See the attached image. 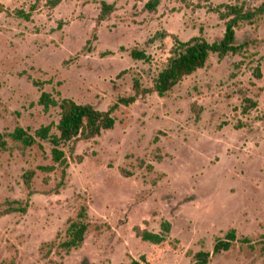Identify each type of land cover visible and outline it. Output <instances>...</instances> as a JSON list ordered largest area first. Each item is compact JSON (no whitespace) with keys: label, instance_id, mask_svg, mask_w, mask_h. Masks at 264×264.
<instances>
[{"label":"rangeland","instance_id":"rangeland-1","mask_svg":"<svg viewBox=\"0 0 264 264\" xmlns=\"http://www.w3.org/2000/svg\"><path fill=\"white\" fill-rule=\"evenodd\" d=\"M47 1L0 0V134L9 145L0 150V205L33 193L26 215L0 217V264H146L143 256L150 264H192L194 254L212 253L232 229L254 248L237 242L209 264H264V17L237 30L243 55L212 56L165 98L122 106L114 130L79 142L73 155L67 150L60 192L62 169L39 170L54 165L51 147L23 149L9 137L18 127L34 134L59 122L58 109L45 113L39 105L42 89L33 81L55 97L106 112L133 95L135 78L151 86L170 57L171 37L147 44L157 33L214 43L225 23L208 8L244 3L254 9L264 0H162L153 14L145 11L148 0H63L55 10ZM102 2L117 10L98 26ZM133 48L147 51L151 65L132 60ZM258 66L261 80L254 77ZM247 98L259 107L243 116ZM30 170L36 171L31 190L23 180ZM84 206L92 224L84 245L44 260L42 245L63 235ZM163 221L172 224L163 244L136 237L135 227L159 233Z\"/></svg>","mask_w":264,"mask_h":264},{"label":"trees","instance_id":"trees-1","mask_svg":"<svg viewBox=\"0 0 264 264\" xmlns=\"http://www.w3.org/2000/svg\"><path fill=\"white\" fill-rule=\"evenodd\" d=\"M63 0H48L47 6L51 10H55L61 5ZM144 2L145 0H138ZM162 3V0H148L145 4V11L149 13H157ZM116 4L102 2L100 14L98 16L97 25L109 20L116 12ZM208 11L219 16L220 20L225 23V34L220 41L210 43L204 37H195L189 41H182L179 37L169 35L166 32L157 33L155 37L150 39L147 44L154 45L159 42H164L167 38L173 39V47L170 52V57L161 68L151 78V86H146L143 80L139 77L133 81V95L130 97H121L108 111H100L92 105L78 104L72 99L61 98L60 93L55 97L51 93L43 91V83L33 81L34 86L41 88L42 93L38 101L43 107L45 113H49L52 109L59 110V122L52 123L47 126H42L34 134L30 133L21 127L15 129L9 135L12 141L20 145L23 149H32L38 146L45 152L44 144L51 147V159L53 166L41 167L40 171L51 174L56 172L58 168L62 169V179L57 186V192L65 186L69 169L68 152L74 154L79 142H89L100 138L103 133L115 129L117 121L114 113L122 106L130 107L136 104L139 100L145 99L150 95H157L160 98H165L174 89L179 86L186 78L194 75L200 70L207 67L212 56H217L219 60H223L228 56L243 55L245 46L237 45V30L242 25H253L264 17V4L258 8L249 9L245 4H222L208 8ZM21 18L29 21L32 18L31 14H26L23 11L17 13ZM98 36L95 33L93 39L88 41L85 48L86 52L93 50L92 42L97 41ZM132 60L151 65L152 58L145 50L133 48L129 52ZM261 67L258 66L254 72V77L258 80L262 79ZM258 102L253 99H245L240 106V112L243 116L250 115L251 112L257 110ZM196 120H200L199 112H196ZM158 139H156L157 142ZM9 145L5 141L4 136L0 134V150L8 151ZM158 160H162L159 158ZM152 169V167H150ZM36 171L30 170L23 176L24 184L31 190ZM27 201L5 202L3 211L0 217L13 214L26 215L31 207L30 197ZM91 221L88 207H82L76 218L70 219L67 223L66 231L63 235L59 234L55 241L45 243L40 249L41 256L44 260H50L54 254L60 256L70 255L73 251L80 249L86 242L87 235L91 229ZM172 232V224L168 221H163L159 233L150 232L141 227H135L134 233L136 237L145 243L154 246H159L166 242ZM237 242L253 247V243L248 238L239 239L237 231L230 230L223 238H218L213 248V252L199 251L194 254L192 264H209L212 255H221L229 252L233 245ZM159 254L156 251L153 258ZM148 257L143 256L141 260L150 264ZM134 263V262H133ZM139 264V263H134Z\"/></svg>","mask_w":264,"mask_h":264}]
</instances>
